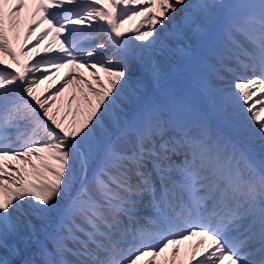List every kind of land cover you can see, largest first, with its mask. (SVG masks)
I'll return each mask as SVG.
<instances>
[{"label": "snow or ice", "instance_id": "6c2138e0", "mask_svg": "<svg viewBox=\"0 0 264 264\" xmlns=\"http://www.w3.org/2000/svg\"><path fill=\"white\" fill-rule=\"evenodd\" d=\"M137 16L151 24L133 30L140 43L130 48L120 25ZM173 22L175 47L156 48ZM217 30L214 69L229 83L205 87L216 110L259 141L260 160L133 78L143 70L159 86L156 52L193 59L180 42L189 33L216 40ZM30 36L27 51L39 58L29 63L14 43L23 56ZM46 38L41 55L34 49ZM74 67L94 70L99 88L81 77L86 108H72L73 94L58 118L53 104L77 80ZM62 68L60 86L36 94ZM261 113L264 0H0V250L30 252L22 264H173L181 243L199 237L188 264H264Z\"/></svg>", "mask_w": 264, "mask_h": 264}, {"label": "bare ground", "instance_id": "6f19581e", "mask_svg": "<svg viewBox=\"0 0 264 264\" xmlns=\"http://www.w3.org/2000/svg\"><path fill=\"white\" fill-rule=\"evenodd\" d=\"M142 19L143 18L141 16H138V18L137 17H133L131 20H129V23L127 25V28H125V29H127L128 31L131 32V30H130L129 27L132 26L134 20H139V22L137 24V27L135 29H139L140 31H145L147 29L148 25L151 23V21H148V22L145 21L143 24H141ZM174 26H175V24L173 23L171 25V28L173 29ZM156 28H159L158 25H156ZM120 30L122 31V29H120ZM188 35L186 37V40H188L187 45L188 46H193V44L195 43V41H194V39L191 38V34H190V38L188 39ZM160 38L163 39V40H160ZM150 39H152V38L150 37ZM159 41H163L165 44H167L170 47H175V42L171 40L170 35L169 34H165L163 31H160L158 33L156 48H159L160 47ZM139 43H140L139 41H136L135 40V36L131 32V43H130L131 44V47L133 48V47H135ZM137 51H139V49H137ZM156 54H157V56H156ZM154 55H153V60L159 62L162 65V67H163L164 61H165L164 60L165 59L164 57H166V56L169 57V55H161L159 52H156ZM140 72L142 74L141 78H143L149 84V87L147 89H149V92H153V83L151 81V77L149 76V74L147 72H144L143 70L140 71ZM220 76H221V82H223L224 85H227L228 81L224 79V77H223L222 74ZM186 80L187 79L184 76L174 74L171 77H169L167 80L164 81V85L166 86V88H172V87L182 86V85H186L185 84ZM93 82H94V80H93ZM59 86H60V81L57 82V83H56V81H54V83L53 82L52 83H49V84L46 83L44 87L42 85H40V87H39L40 88V93H43L44 92L42 94V96L43 95H48V92L45 91L46 89L47 90H54L55 88H57ZM195 91H196V89H195ZM66 97H68L67 91H66V95L64 96V100L62 99L63 98V93H62L58 97L57 102L59 100H63V108L67 110L68 107H69V105L65 101ZM76 104L77 103L75 101L72 102V108L73 109L75 108ZM70 113L71 112H69V114ZM261 115L264 116V113H261ZM71 118H72V116H70L69 119L67 117L66 118V122L68 120H70ZM189 120H191V118ZM239 137H241V135H239ZM32 224L35 226L36 231H37V234L39 235L41 233V227L39 226L40 221L38 219H36V218L33 217L32 218ZM191 245H192V242H189V244H187V245L184 244V242H183L182 245L179 246L180 247V250H181V252H179L180 255H186L185 251L187 252L188 251V248ZM197 255H199V251L197 252ZM0 256H3L4 259L9 260L11 262V264H20L19 263V259H16L17 255H10L9 253H5L4 251L0 250ZM186 257L187 256H185V258ZM182 260H183V258H180L179 261H173V264H178ZM181 263L182 264H185L184 262H181Z\"/></svg>", "mask_w": 264, "mask_h": 264}, {"label": "rangeland", "instance_id": "374dc122", "mask_svg": "<svg viewBox=\"0 0 264 264\" xmlns=\"http://www.w3.org/2000/svg\"><path fill=\"white\" fill-rule=\"evenodd\" d=\"M217 42V40H208L207 41V43H206V45H205V49H204V52H205V54L203 55V57H202V59H200L197 63H201L200 65H194L193 66V69H189L188 71L192 74V75H194V76H196V77H205V76H207L206 77V84H207V86L209 87V88H211V87H213V86H217L218 85V82H217V80H215V77H216V75H214L213 73H215L216 74V72H215V69H213V70H210L209 69V67H213L215 64H214V61H212V58H215V55H214V45H215V43ZM39 48H41V46H39ZM166 59V58H165ZM170 62L169 63H164L165 64V69H164V73H166V72H168V67L170 66L171 67V69L172 70H175V71H178V70H180V69H183V68H185V67H187L188 66V64H189V62L190 61H187V60H185L182 56H180V55H172V57H168L167 58ZM176 59H177V61H176ZM194 63V62H193ZM192 63V64H193ZM204 63H206L205 65H206V67H200L202 64V66H205L204 65ZM200 70L202 71V72H200ZM75 71V73L73 74L75 77H77V80L75 81V82H73V83H69L67 86H65V88H64V91H63V100H64V96L66 95V91H67V93H68V97H66V99H65V101L68 103V99H69V97L71 96V95H75V97L78 95V94H81V88H83V85L82 84H80L79 83V79L81 78V77H79L78 75H77V70H74ZM83 71H84V76L86 77V78H91V72L92 71H94V70H92V69H87V68H83ZM134 72H136L135 70H133ZM89 73V74H88ZM55 74V73H54ZM51 75L50 77H49V79H47L48 80V83H50V81H54V79H56V77H54L55 75ZM135 75V74H134ZM54 77V78H53ZM83 79H85V78H83ZM47 80H45V81H47ZM106 85V84H105ZM84 92H85V94H87L86 93V89H84ZM91 95L89 94V99L91 98L93 101H94V97H90ZM63 100H59V103L57 102V100H55V102H54V104H53V107L55 108L58 104H60L59 105V107H57V109H62V107H63ZM73 101H75V100H73ZM81 108H86V105H82L81 106ZM258 108V107H257ZM66 110V109H65ZM64 110V111H65ZM231 111V110H230ZM188 114H190V112H188V111H185V116H187ZM193 117V112H192V109H191V118ZM78 119H79V116H78ZM243 119V118H242ZM227 121L229 122V123H232V117L231 116H229V118L227 119ZM144 215H146V216H149V215H151V213H150V210H148L147 208H145L144 209ZM39 226H41V222H40V225ZM42 235V234H41ZM43 237V236H42ZM197 239H199V237H196V240ZM196 240L194 241V242H196ZM207 243H210V241H208ZM32 251H34V249H32ZM24 253H26V252H24ZM23 253V254H24ZM188 253V255H190V253H191V251H188L187 252ZM21 255V254H20ZM181 255H180V253L178 254V256H177V258H176V260L175 261H179L180 260V257ZM34 258V257H32L31 256V253L30 252H27V254L24 256V257H22V259H28V258ZM187 264H188V259H187V262H186ZM178 264H182L181 262H179Z\"/></svg>", "mask_w": 264, "mask_h": 264}]
</instances>
